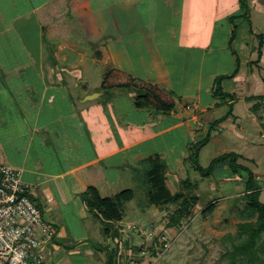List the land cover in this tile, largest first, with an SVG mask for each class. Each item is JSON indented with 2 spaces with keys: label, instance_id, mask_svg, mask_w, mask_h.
Masks as SVG:
<instances>
[{
  "label": "crops",
  "instance_id": "obj_1",
  "mask_svg": "<svg viewBox=\"0 0 264 264\" xmlns=\"http://www.w3.org/2000/svg\"><path fill=\"white\" fill-rule=\"evenodd\" d=\"M221 14L218 0L210 4L207 0H0V162L22 169L24 180L37 186L34 198L52 223L56 249L62 245L70 248L72 254H94L95 248L86 234L92 230L96 236L97 227L87 224L89 215L80 194L95 187L101 196L108 197L102 194V187L108 182L107 169L112 167L117 175L124 174L126 150L162 135L170 136V143H174L171 139L180 129L189 145L219 141L209 125L222 118L217 124L231 130L226 125L229 121L237 134L246 129L241 122L236 125L243 116L255 126L264 125V117L259 118L264 116V110L259 115L254 112L255 101L249 98L254 95L249 94V76L254 71L249 66L252 52L247 67L242 69L230 38H226L227 30L238 25V17ZM95 38L99 39L101 50L94 54L92 62L107 63L158 86L174 98L176 107L170 113L155 110L145 118L148 125L162 128L112 145L111 130L120 123L112 126V121H118H104V112L98 115L95 103L106 94L113 96L107 101L110 106L115 97L132 101L138 91L104 90L102 83L91 86L86 82L81 65L91 55L89 46ZM231 63L234 66L229 72ZM236 69L237 74L230 80L235 82V88L222 87L224 92L235 94L228 101L232 112L214 118L215 109L223 102L217 97L210 102L202 100L203 80L208 77L215 82L217 76L231 75ZM191 81L195 84L193 92L186 90ZM211 84L213 92L215 83ZM174 88L189 101H178ZM239 102L246 104L241 115L236 108ZM125 123L129 130L142 128L141 123L132 120ZM247 135L251 137L245 135V146L254 147L249 139L254 135ZM188 151L190 157L193 153ZM120 154V162L117 159V164L107 163ZM156 155L164 159L157 150H139L131 154L130 161L140 164ZM171 176L168 171L167 181ZM174 177V184L190 179ZM234 177L230 179L241 178ZM65 208L75 214L71 229L64 226ZM105 234L114 237L113 230ZM101 249L108 258L107 241Z\"/></svg>",
  "mask_w": 264,
  "mask_h": 264
},
{
  "label": "rangeland",
  "instance_id": "obj_2",
  "mask_svg": "<svg viewBox=\"0 0 264 264\" xmlns=\"http://www.w3.org/2000/svg\"><path fill=\"white\" fill-rule=\"evenodd\" d=\"M212 1L214 0H207L209 4ZM218 1L222 16L231 15L236 16V18L238 17L236 20V25H238L236 28L231 27V29L227 30L226 38H230V42L232 41L231 44L234 46L233 51L238 55L237 59L239 58L242 69L247 67L248 64L246 63L250 57V52H252V62L249 63V66L252 65L254 71L252 76H249V82L251 83L249 94L262 95L264 94V59H262L264 55V0ZM208 6L210 8V5ZM219 37H221V32ZM80 43H82L81 40ZM100 45L99 39L95 38L89 46V54L91 55L86 58V64L81 65L86 75V82H90L91 86L101 84L105 71L111 68V65L107 63L101 62L99 64L91 61V58L95 56L94 54L101 50ZM80 46L83 47L85 45L81 44ZM229 66H231V69L228 70L230 72L234 64L231 63ZM230 80L231 78H226L222 81L221 85L222 87L225 86V90L235 88V82ZM211 83H215L216 87V82L205 77L203 80L202 100L210 102L214 97H217L218 101L223 102L221 107L215 109L214 118L231 114L233 106L228 104L229 97L221 96V94L216 96L215 91L212 92L211 90ZM194 88L195 84L191 81L186 90L193 92ZM166 89L169 90L167 87ZM173 91L178 101H189L179 95V90L176 88ZM180 91L183 94L185 93L184 90ZM225 93L227 92L225 91ZM109 98L113 99V96H110V94L101 96L100 101H96L95 104L98 105V115L104 112L102 114L106 117L104 121L117 120V124L112 121V126H117L120 123L118 128L113 127L111 130L112 145L129 142L148 134L156 128H162L157 124L151 126L148 125V122H145L148 114L156 112L154 108H139L135 105V98L131 101L126 97H121V99L115 97L114 104L110 106L109 102H107ZM87 103L88 105L92 104V102ZM244 105H246L244 102H239L236 106L237 112L240 115L244 110ZM148 110L151 112L148 113ZM125 120H132L135 124L141 123L142 128L135 127L133 130H129V127H126ZM239 122L245 125L246 129L243 133L237 134V131L234 130L229 121H226V125L229 128L232 127L231 130L225 129L222 126L220 127L221 122L217 124L215 120L209 126L212 128V135L216 134L220 139L219 141L212 140L209 144H206L205 141L201 145L197 143L187 144L183 129H180L179 133L176 131L171 139L174 140V143H170V136L162 135L153 140H146L130 151L126 150L127 169L125 173L117 175L116 170L109 167L106 172L109 183L107 182L102 187V194L108 197H112L116 193L126 189L133 190L134 198L124 205L123 220L108 223L99 220L87 209L86 213L89 215V218L86 219L87 224L91 223L97 227L96 236L92 234L93 232L91 233L92 230L86 234L90 238L91 245L95 248L94 254L91 256H88L86 253L72 254L70 253V248L57 244L59 248L56 249L54 244L51 243L47 246L48 256L50 261H52L51 264H105L107 263V254L104 253L105 250L101 249V247L105 245L106 241L110 247L109 250L117 248L121 249V252L127 253L130 248L136 249V247L146 240L145 237L134 234L131 226L136 223L140 225L147 223V227L149 228V223L153 222L159 228L164 227L163 230L172 240L170 248L164 252L159 261L158 259L154 260L153 264H230L224 258V255L235 243L236 236L239 234L240 224L252 221L256 216L255 214L253 216H246L245 213L249 202V198L246 196V181L241 176V178H237V181L230 179L235 178L234 176H238V174L232 175L227 161L217 164L216 168L209 175H203L197 170L195 162L202 166L203 171H208V166L214 156L228 152L239 153L240 150L238 163L241 162L255 173V188L259 191V200L264 203V136L262 135L264 133V125L255 126L244 116L236 122V125ZM124 129L126 131L125 134L123 133ZM247 133L252 136L254 135L253 138H249L253 141L254 147L245 146V135L251 137ZM189 149L193 153L190 157H188ZM139 150L147 153L151 150L152 152H156L157 150L164 156V161L167 163L169 172L172 174L167 181V185L172 192L180 188L179 183L174 184L172 182L175 175L181 178L190 177L198 186L195 192L200 196V200L193 209L192 218L183 219L178 226H170L167 224L168 217L173 209H175V206L162 210L148 204V192L150 190L148 171L151 165L149 161L140 164H137L135 160L130 161L131 154L133 155ZM195 150H197V153H195ZM121 157L122 154L112 157L107 163L109 165L117 164V159L120 162ZM240 179H243V181ZM204 190L208 192H202ZM62 214L65 218L64 226L66 225L71 229L75 225V214L71 208L62 209ZM43 216L48 223L52 224L47 220L44 213ZM106 228L110 230L119 228L118 239L108 237L105 234ZM145 243L148 244V241H145ZM98 244L102 246L98 247ZM144 261L146 263L148 259H144Z\"/></svg>",
  "mask_w": 264,
  "mask_h": 264
},
{
  "label": "trees",
  "instance_id": "obj_3",
  "mask_svg": "<svg viewBox=\"0 0 264 264\" xmlns=\"http://www.w3.org/2000/svg\"><path fill=\"white\" fill-rule=\"evenodd\" d=\"M234 53L236 52L234 51ZM237 72L238 69L231 75H221L216 78V87H214L216 96L221 94V96L234 98L235 94L225 93L221 84L224 79L233 78ZM101 88L104 90L116 88L136 89L138 94L135 98V105L139 108L151 107L163 113H170L176 107L174 98L158 86L131 77L114 68L104 73ZM249 98L255 101L252 109L259 115L260 111L264 110V95H253ZM259 118L263 119V116L259 115ZM222 119H219L217 123ZM209 138L210 133L207 136V139ZM195 153H197V150H195ZM239 158V153L228 152L216 156L209 164L208 171H203L202 166L196 162L195 168L203 175H209L217 164L227 161L231 168L230 171L244 178L247 187L246 196L249 198L245 213L246 216H253L254 214L256 216L254 220L240 224L235 243L224 255V258L230 264H264V203L259 200V191L255 188V173L249 167L238 163ZM147 161L151 165L148 171L150 184L148 204L162 210L175 206L168 217L167 224L170 226H178L183 219L192 218L193 209L200 200V196L195 192L198 186L190 179H185L179 182V190L172 192L167 185L169 168L164 159L160 155H156L155 157L146 158L142 162ZM80 196L90 213L99 220L110 223L123 220L124 205L134 198V192L131 189H126L112 197H103L95 187H89ZM105 231H110V229L106 228ZM113 231L114 237L118 238L119 228ZM107 253L109 254L106 264H118L122 256L121 249H112Z\"/></svg>",
  "mask_w": 264,
  "mask_h": 264
},
{
  "label": "built area",
  "instance_id": "obj_4",
  "mask_svg": "<svg viewBox=\"0 0 264 264\" xmlns=\"http://www.w3.org/2000/svg\"><path fill=\"white\" fill-rule=\"evenodd\" d=\"M36 189L24 180L22 169L0 162V264H51L47 246L53 242V227L34 198ZM147 225L131 226L148 244L122 251L118 264H153L170 248L164 227Z\"/></svg>",
  "mask_w": 264,
  "mask_h": 264
},
{
  "label": "water",
  "instance_id": "obj_5",
  "mask_svg": "<svg viewBox=\"0 0 264 264\" xmlns=\"http://www.w3.org/2000/svg\"><path fill=\"white\" fill-rule=\"evenodd\" d=\"M94 96L92 95V96H90V98H93Z\"/></svg>",
  "mask_w": 264,
  "mask_h": 264
}]
</instances>
